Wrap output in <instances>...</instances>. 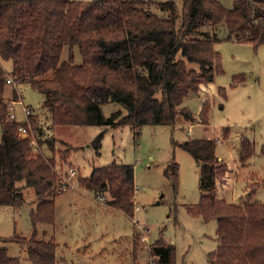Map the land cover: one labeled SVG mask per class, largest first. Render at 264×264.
<instances>
[{
  "label": "trees",
  "instance_id": "16d2710c",
  "mask_svg": "<svg viewBox=\"0 0 264 264\" xmlns=\"http://www.w3.org/2000/svg\"><path fill=\"white\" fill-rule=\"evenodd\" d=\"M223 41L263 45L264 0H235L232 9L218 0H183L181 9L174 0H0V57L13 65L8 74L0 64V206L19 207L23 190L33 188L38 201L31 224L35 229L39 223L55 225L56 196L67 184L55 171V139L47 131L57 126L175 125L180 114L190 116L180 108L179 98L187 91L179 87L196 89L214 81L220 71L216 45ZM65 47L69 57L63 61ZM76 48L80 64L75 63ZM9 79L16 86L29 83L44 96L42 110L51 124L44 127L40 114L31 110L27 120L34 142L20 133L23 126L31 134L27 120L9 118ZM17 95L13 90L9 101L16 102ZM110 102L125 114L119 110L106 118L102 106ZM103 136L92 144L98 154ZM44 146L49 155L42 152ZM179 146L200 167L203 193L189 210L205 222H217L218 247L208 254L209 263L264 264V203L253 199L264 182L247 186L246 201L227 203L217 196V180L227 171L216 155L217 141L191 138ZM252 150L244 139L242 163ZM77 180L97 197L108 194L109 205L133 214L132 165L94 168ZM37 236L35 230L30 239L1 241L23 245L32 264H57L58 244ZM175 254L173 246L159 240L152 264H175ZM0 264L20 260L0 248Z\"/></svg>",
  "mask_w": 264,
  "mask_h": 264
},
{
  "label": "rangeland",
  "instance_id": "374dc122",
  "mask_svg": "<svg viewBox=\"0 0 264 264\" xmlns=\"http://www.w3.org/2000/svg\"><path fill=\"white\" fill-rule=\"evenodd\" d=\"M174 1L181 9L183 0ZM218 1L228 9L235 5V0ZM216 49L220 71L210 84L196 89L179 87L187 91L179 98L180 108L190 116L180 114L173 126H57L47 131L55 139V171L67 184L65 191L56 196V223L33 227L30 214L38 197L35 189L25 188L19 207L0 206V248H7L8 255L19 258L20 264H32L23 245L1 239H30L36 230L37 239H53L58 244L57 264H152L159 240L175 248V264H210L208 254L218 247L217 222H205L189 210L203 193L200 167L179 144L191 138L217 141L216 155L227 165L225 175L217 180L218 199L240 204L247 200L248 185L256 180L264 182V44L223 41ZM68 57L65 47L62 60ZM75 63H81L78 48ZM0 64L11 74V61L0 57ZM7 87L8 103L12 91L18 93L17 121L27 120L24 108L28 107L40 114L44 127L51 124L42 110L43 94L29 83ZM119 110L125 114L118 103L102 106L106 118ZM27 123L31 129L27 135L33 137L32 124ZM103 132L98 154L92 144ZM244 139L250 141L253 153L242 163ZM45 149L42 152L49 155ZM62 152L65 155L61 156ZM113 163L134 167L133 214L109 205L108 194L97 197L77 182L78 177H88L94 168ZM253 199L264 203V186Z\"/></svg>",
  "mask_w": 264,
  "mask_h": 264
},
{
  "label": "built area",
  "instance_id": "2783aa9c",
  "mask_svg": "<svg viewBox=\"0 0 264 264\" xmlns=\"http://www.w3.org/2000/svg\"><path fill=\"white\" fill-rule=\"evenodd\" d=\"M8 84L10 85H14L15 86V83L12 81V79H9L8 80ZM18 102H14V101H10L8 103V106H9V111H10V114H9V118L10 120H15L16 119V115H15V105L17 104ZM24 113L26 116H28L30 113H31V109H29L28 107L24 108ZM20 133L22 135V137H26L28 136L27 135V129L25 127H20ZM190 133V132H189Z\"/></svg>",
  "mask_w": 264,
  "mask_h": 264
},
{
  "label": "crops",
  "instance_id": "0c3cea01",
  "mask_svg": "<svg viewBox=\"0 0 264 264\" xmlns=\"http://www.w3.org/2000/svg\"><path fill=\"white\" fill-rule=\"evenodd\" d=\"M221 159V158H220Z\"/></svg>",
  "mask_w": 264,
  "mask_h": 264
}]
</instances>
